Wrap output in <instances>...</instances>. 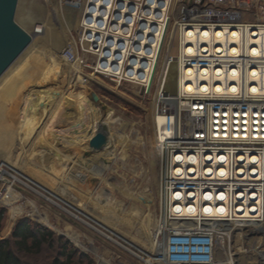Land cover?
I'll return each mask as SVG.
<instances>
[{
    "label": "built area",
    "instance_id": "obj_1",
    "mask_svg": "<svg viewBox=\"0 0 264 264\" xmlns=\"http://www.w3.org/2000/svg\"><path fill=\"white\" fill-rule=\"evenodd\" d=\"M63 4L78 12L80 68L118 85H136L144 94L154 87L156 57L175 14L180 15L175 26L176 54L169 56V64L173 60L178 64V93L164 96L165 74L154 114L160 204L154 230L158 251L151 263L218 264L227 230L241 237L264 226V97L250 91L255 84L264 87V0H63ZM205 31L211 36L203 39ZM256 31L260 37L254 40ZM236 46L240 52L232 55L230 50ZM219 47L225 48V54H217ZM254 48L260 56L252 55ZM70 54L68 47L61 51L63 57ZM190 69L194 79L188 78ZM254 69L260 71L257 79L252 76ZM203 70L210 71L207 80L201 79ZM194 80L197 91L185 94L187 81ZM204 83L211 84L208 93L201 92ZM220 83H224L222 93L212 88ZM236 86L237 92L229 93ZM253 158L258 162L253 163ZM209 169L212 175H207ZM242 169L247 177L238 175ZM254 170L261 177L253 179ZM21 190L62 207L60 202L71 215L84 218L107 240L121 245L123 240L90 216L5 165L0 170V207L16 201L24 212L28 196ZM179 205H193L194 215L177 216ZM206 208L214 209L213 213L207 214Z\"/></svg>",
    "mask_w": 264,
    "mask_h": 264
},
{
    "label": "rangeland",
    "instance_id": "obj_2",
    "mask_svg": "<svg viewBox=\"0 0 264 264\" xmlns=\"http://www.w3.org/2000/svg\"><path fill=\"white\" fill-rule=\"evenodd\" d=\"M57 4L58 0L20 2L17 22L38 39L0 84V163L8 162L86 214L107 218L111 230L139 245L144 253L125 241L120 240L123 247L110 242L84 218L80 217L82 221L71 215L60 202L67 210L23 190L28 196L24 212L12 213L16 201L5 208L0 242L11 239L16 225L28 219L85 254L87 258L81 264H149V232L156 228L160 204L154 114L162 79L169 73V56L176 54L175 32L170 36L168 51L158 62L159 77L152 91L141 94L136 85H118L80 68V32L73 23L66 25L64 19L70 14L78 19V12L61 4L59 14ZM177 13L169 25L170 32L180 17ZM53 30L62 39L58 47L51 36ZM64 47L71 52L67 57L61 55ZM109 110L115 114L109 115ZM103 123L111 127L106 133L109 144L103 151H113V156H104V164H100L96 157H87L85 151L95 128ZM212 160L209 157L207 161ZM69 169L74 177L67 180ZM212 174L209 169L207 175ZM220 174L225 175V171ZM238 175L247 177L244 169ZM34 209L39 211L31 213ZM208 209L207 214L213 213L214 209ZM227 234L218 250L220 264H264V226L241 237L233 231L227 230ZM13 250L25 264H50L58 257L60 245L45 246L39 255L17 252L15 247Z\"/></svg>",
    "mask_w": 264,
    "mask_h": 264
},
{
    "label": "bare ground",
    "instance_id": "obj_3",
    "mask_svg": "<svg viewBox=\"0 0 264 264\" xmlns=\"http://www.w3.org/2000/svg\"><path fill=\"white\" fill-rule=\"evenodd\" d=\"M61 4L64 6V7H67V5H64L63 4V0H58V12H59V14L61 13ZM63 12V11H62ZM61 16V15H60ZM65 19V24L67 25L69 22L70 23H73V26L75 27V28H80V21H79V18L77 19L76 17H74V15H72V14H70V15H68L67 17H65L64 18ZM174 21V20H173ZM178 21V20H177ZM177 21H175V23H174V26H172V29H171V32L169 31L170 29L168 28V30H167V34H166V37L164 38V41H163V44H162V46H161V50H160V53H159V55H157V57H156V63H157V65H156V69H155V72H154V74H155V80H154V82L152 83L153 85L155 84V82L157 81V79H158V62L161 60V57L166 53V51H168V48H169V42H170V36H173V34H174V32H175V26H176V22ZM25 29V28H24ZM29 33H30V35L32 36V43H31V45L29 46V48H28V50L25 52V54H23L17 61H15V63L9 68V70L1 77V79H0V84H1V82L2 81H4L7 77H8V75L18 66V64L20 63V61L33 49V47L35 46V44H36V42H37V37H36V35L35 34H33L32 33V31H28ZM238 33V32H237ZM237 33H235V34H233V38L235 39V38H237L238 37V34ZM191 35H193L194 36V34L193 33H190V36ZM51 36H52V39L54 40V42H55V45L57 46L58 44H60V41H62V39L59 37V35H58V33H56V31L55 30H53V32L51 33ZM211 36V32L210 31H205V33L203 34V39H205V38H209ZM219 37H223V35H222V33L221 34H219ZM260 37V33H259V31H256L254 34H253V38H254V40H257L258 38ZM166 39H167V41H166ZM58 47V46H57ZM190 51H192V50H190ZM209 51V48H207V47H205V52H208ZM216 52H217V54L218 55H223V54H225V48H223V47H219L217 50H216ZM240 52V50H239V47H234V48H231V50H230V53L232 54V55H237L238 53ZM252 55L253 56H255V57H258V56H260L261 54H260V51H259V49H257V48H254L253 49V51H252ZM238 71H235L234 72V74H236ZM252 76H253V78L254 79H257L259 76H260V71H258V70H256V69H254V71H252ZM210 74V71H208V70H203V71H201V73H200V76H201V79H203V80H207L208 79V75ZM187 75H188V78L189 79H194V75H195V72H194V70L193 69H190V70H188L187 71ZM218 75H219V77L220 78H222V75H223V70H219L218 71ZM253 79V80H254ZM188 82V84L184 87V93L185 94H192V93H194V92H196L197 91V89H198V87H196V82H195V80L194 81H187ZM205 84V83H204ZM151 87H152V85H151ZM151 87H150V89H151ZM210 88H211V84L210 83H206L204 86H202L200 89H201V92H203V93H208L209 91H210ZM212 88H214V90L216 91V92H218V93H222V92H224L225 90H224V83H220L217 87H212ZM231 90L229 91V93H235V92H237V90L239 89V87L238 86H236V87H233V88H230ZM204 90H207L206 92L204 91ZM250 91H251V94L252 95H261V97H264V87H261V85H259V84H255V85H253L252 86V88H250ZM157 106V105H156ZM110 112H109V115H112V114H115L112 110H109ZM264 119H262V121H263ZM154 122H155V117H154ZM105 128V132L107 133L108 131L109 132H111V127H110V125L109 124H106V123H103L100 127L98 126V127H96L95 128V130H94V132H93V137H95L96 135H98L101 131H102V129H104ZM108 132V133H109ZM109 144V143H108ZM108 144L102 149V150H97V149H95V148H92V147H89V149H87V151H85V154H86V156H88V157H93L94 159H95V157H96V159L97 160H99V163L101 164V163H103V157L104 156H106V157H109V156H113V151H111V152H107V151H105L106 153H104V149L105 148H107V146H108ZM96 153H98L97 155H96ZM106 154V155H105ZM89 159V158H88ZM213 159V158H212ZM252 162L253 163H256V162H258V159L257 158H253L252 159ZM104 164V163H103ZM8 166V167H11V168H13V170H15L16 171V173L18 174V175H25L22 171H20L19 169H17V168H15V167H13V166H11L8 162H6V161H4V163L3 164H1L0 163V170H2L3 169V167L4 166ZM82 167V166H81ZM27 178H29L30 180H32V181H35L34 179H32V178H30V177H28L27 175H25ZM67 176H69L68 177V179L67 180H70V177L71 176H73V174H72V170L71 169H69V171H68V174H67ZM74 177V176H73ZM251 177L253 178V179H257V178H259V177H261V173H260V171H258V170H254V171H252V173H251ZM80 181V180H79ZM35 182H37V181H35ZM71 183V182H70ZM157 188H158V195H159V189H160V177L158 176L157 177ZM18 195V194H17ZM58 195V194H57ZM17 197H19V195L17 196ZM17 197H16V199H17ZM191 198H193L194 197V195H191L190 196ZM147 203V202H146ZM35 205V204H34ZM74 208L76 209V210H79V211H81V209H80V207L79 206H74ZM177 209V208H176ZM190 209H193V210H191L190 211ZM21 211L23 212V208L22 207H15V208H13V211H12V213L14 214V215H16V214H21ZM35 211H39V209H34V211L32 212V213H34ZM82 213H84V214H86L85 212H83V210L81 211ZM194 212H195V207L193 206V205H191V206H186V207H183L182 205H179V211H177V210H175V214L178 216V215H183V216H191V215H194ZM114 213V212H113ZM40 215H42L41 213H40ZM88 215V214H87ZM91 215V216H90ZM45 219H47V217L45 216V215H42ZM88 216H90V218L92 219V220H94L96 223H98L99 225H101L102 227H104L106 230H108V231H110L111 233H113L115 236H117V237H119L121 240H123V241H125L126 243H128V245L129 246H131L132 247V249H135L136 251H138V252H140V253H144V251L143 250H141L140 249V246L139 245H137L136 243H133L132 241H128L124 236H121V235H118V234H116L113 230H111V227H112V225L110 224V222H109V220L107 219V218H104L103 216H99V215H97V214H89ZM42 217V218H43ZM68 232H70L72 235H77L76 233H74V232H72V231H68ZM149 235H150V239H151V251L149 252V254H148V258H149V264H152L151 262L152 261H154L155 260V256H157V251H158V241H157V232L156 231H154V232H149ZM124 237V238H123ZM77 238H81L80 236H77ZM217 261H219V257H218V253H217Z\"/></svg>",
    "mask_w": 264,
    "mask_h": 264
},
{
    "label": "water",
    "instance_id": "obj_4",
    "mask_svg": "<svg viewBox=\"0 0 264 264\" xmlns=\"http://www.w3.org/2000/svg\"><path fill=\"white\" fill-rule=\"evenodd\" d=\"M21 0H0V79L9 68L28 50L32 36L17 22ZM145 90L141 89V94ZM165 97H174L178 93V64L176 60L169 64V73L163 89ZM105 128L93 137L90 147L102 150L107 145Z\"/></svg>",
    "mask_w": 264,
    "mask_h": 264
},
{
    "label": "trees",
    "instance_id": "obj_5",
    "mask_svg": "<svg viewBox=\"0 0 264 264\" xmlns=\"http://www.w3.org/2000/svg\"><path fill=\"white\" fill-rule=\"evenodd\" d=\"M5 209L0 212V232L3 229L5 220ZM60 245L58 257L54 258L50 264H81L82 259L87 256L79 252L69 241L56 238L55 234L49 229L40 225H35L28 219L20 221L13 230L11 239L0 242V264H25L15 253L28 255H39L45 246L53 247ZM79 257V261L76 258Z\"/></svg>",
    "mask_w": 264,
    "mask_h": 264
},
{
    "label": "snow or ice",
    "instance_id": "obj_6",
    "mask_svg": "<svg viewBox=\"0 0 264 264\" xmlns=\"http://www.w3.org/2000/svg\"><path fill=\"white\" fill-rule=\"evenodd\" d=\"M177 159H179V157H177ZM176 195H177V198H179V195H180V194L177 193ZM208 198L210 199V197H208ZM220 198L223 199V196H221ZM176 210L179 211V207H177ZM191 210H193V209H190V211H191ZM205 211H210V209H207V208H206ZM219 211H220L221 213H223V212H224V209L221 207V208L219 209Z\"/></svg>",
    "mask_w": 264,
    "mask_h": 264
},
{
    "label": "crops",
    "instance_id": "obj_7",
    "mask_svg": "<svg viewBox=\"0 0 264 264\" xmlns=\"http://www.w3.org/2000/svg\"><path fill=\"white\" fill-rule=\"evenodd\" d=\"M220 259H221V253H220ZM221 262L218 261V264H220Z\"/></svg>",
    "mask_w": 264,
    "mask_h": 264
}]
</instances>
